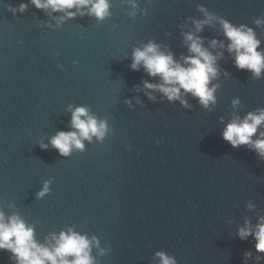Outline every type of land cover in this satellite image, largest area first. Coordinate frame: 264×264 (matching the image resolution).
<instances>
[{"label":"water","instance_id":"1","mask_svg":"<svg viewBox=\"0 0 264 264\" xmlns=\"http://www.w3.org/2000/svg\"><path fill=\"white\" fill-rule=\"evenodd\" d=\"M21 2L28 0H0V211L20 215L41 243L69 228L97 237L95 264H157V250L178 264H264L253 237L236 236L245 220L254 227L264 216V161L220 135L234 115L264 107V74L256 79L233 66L226 48L214 50L224 52L210 84L218 85L217 102L205 109L188 95L185 109L160 93L149 101L136 89L158 77L129 68L133 48L149 40L177 59L187 55L181 32L193 26L181 25L204 18L200 4L253 28L264 50V23H254L264 0H135V9L131 0H110L103 21L77 16L59 27L63 13L31 3L22 14L8 10ZM199 35L228 43L216 21ZM69 105L88 106L108 133L64 158L38 143L71 130ZM51 179V192L36 198ZM246 250L252 256L243 261ZM0 264H12L6 251Z\"/></svg>","mask_w":264,"mask_h":264},{"label":"clouds","instance_id":"2","mask_svg":"<svg viewBox=\"0 0 264 264\" xmlns=\"http://www.w3.org/2000/svg\"><path fill=\"white\" fill-rule=\"evenodd\" d=\"M38 10H51L52 13H63L57 21V27L65 19H75L77 16H94L97 20L103 21L110 17V0H28ZM28 3L21 2L13 7L8 6V10L15 15L21 14L28 9ZM132 7H138L135 0H131ZM197 10L204 14L203 19L195 17H186L189 27L188 31L181 32L183 43L187 46V55L183 53L177 59L175 54L165 46V50L149 40L142 47L133 48L131 63L129 68L133 71H140L143 68L148 77L157 78L156 82L149 79H142V87L137 91H143L149 101L156 102L157 96L154 93H160V99H166L169 103L179 101L180 106L185 109H191L186 97L191 95L197 103L209 109L216 101L215 91L218 85L210 86L219 74L217 60L223 58L225 49L232 56L233 66L238 70H246L252 73L256 79L262 78L264 74V50L258 51L261 41L257 39L253 28L243 23L236 25L225 17L209 11L203 4L197 5ZM146 12V10H145ZM264 16L261 12L254 23L259 26L264 23L260 17ZM216 21L220 25L223 36L228 43L218 40L215 37L208 38L199 35L205 26H212ZM49 27H51L49 25ZM166 35L170 33L165 32ZM207 40V46L205 41ZM58 55V53H57ZM127 59V56H125ZM78 61H73V64ZM58 68L63 70L62 66L57 64ZM225 75H228L225 72ZM137 104H141L139 98H135ZM125 104L132 107V100L126 99ZM232 106L240 104V99L234 98ZM71 112L69 131L59 130L49 140L40 142L39 147L42 150L55 149L61 157L68 158L74 151L83 152L85 150L84 141L92 142L93 137L102 142L108 133L107 121L91 114L88 106H68ZM221 123H224L221 117ZM264 107L255 111L246 113L243 117L234 115L224 126L220 135L232 148L236 149L245 146L249 151L264 161ZM255 137V138H254ZM157 144L160 141L157 139ZM132 150V146H127ZM53 179L43 182L41 190L36 192V198L45 197L51 192L50 185ZM249 208L254 206L249 203ZM236 236L241 241L247 240L250 236L255 240V250L258 253H264V216L258 218L253 227L251 221L245 220L244 225L236 231ZM93 246H99L97 237L91 239L87 235H82L72 228L66 232L61 231L58 235L53 233L50 238L46 237L43 243L35 239L34 227L28 225L20 215L12 214L5 216L0 211V251L9 253V260L12 264H95L91 255ZM252 256L251 250L243 253V261ZM262 257L257 256L256 260ZM157 264H178L176 257L163 250H157L152 256Z\"/></svg>","mask_w":264,"mask_h":264}]
</instances>
